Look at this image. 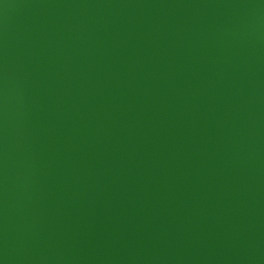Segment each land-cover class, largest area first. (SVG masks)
Wrapping results in <instances>:
<instances>
[{
  "label": "water",
  "instance_id": "obj_1",
  "mask_svg": "<svg viewBox=\"0 0 264 264\" xmlns=\"http://www.w3.org/2000/svg\"><path fill=\"white\" fill-rule=\"evenodd\" d=\"M0 264H264V0H0Z\"/></svg>",
  "mask_w": 264,
  "mask_h": 264
}]
</instances>
